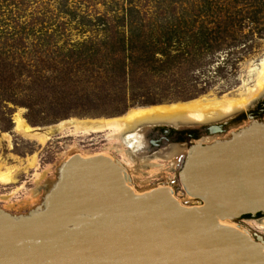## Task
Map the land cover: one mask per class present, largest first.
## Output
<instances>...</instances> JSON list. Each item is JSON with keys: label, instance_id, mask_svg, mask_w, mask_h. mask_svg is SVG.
I'll return each mask as SVG.
<instances>
[{"label": "rangeland", "instance_id": "rangeland-1", "mask_svg": "<svg viewBox=\"0 0 264 264\" xmlns=\"http://www.w3.org/2000/svg\"><path fill=\"white\" fill-rule=\"evenodd\" d=\"M201 1L0 0V173L13 179L8 183L0 181L1 209L11 214H25L39 204L55 180L57 167L73 154L85 157L108 154L120 160L129 169L131 187L136 193L150 190L147 185L155 183V187L165 185L172 189L180 203L190 200L180 185L171 187L168 184L176 173L175 164L169 159L155 155L152 166L139 168L130 159L132 154H128L126 146L120 141L105 139L103 133L76 137L57 132L55 137L40 146L15 131L14 118L20 116L31 128L45 131L69 119L115 117L70 115L55 119L56 110H51L48 103L51 92L58 89L52 87V79L63 73V65L71 64L82 43L100 45L113 35L112 31L125 32L131 22L143 27V31L157 33L161 27L178 25L172 15L188 17L194 10H201ZM204 1L207 6L211 5L212 13L206 17L203 13V18L195 24L189 21L180 24L184 33L186 27H193L188 28V38H174L169 47L172 53H183L185 62L177 63L175 68L183 83L168 84L161 80L154 85L159 89L178 87L189 91L203 88L204 91L191 100L203 96H236L243 89V82L255 77L259 60L264 56V0ZM130 10L135 12L129 15ZM199 26L205 28L207 36L201 39L199 46L192 48L189 35ZM185 42L188 43L185 45ZM252 81L245 85H252ZM177 102L182 101L163 104ZM263 103L264 98H261L234 115L221 117L229 120L228 125L222 135L207 138L209 142L224 138L244 126L249 122L247 115L259 112ZM29 104L35 107L31 111L26 107ZM256 119H264V113L261 112ZM169 147L186 152V146L171 144ZM32 156L37 159L35 167L28 165ZM134 157L131 156L138 160ZM161 171L165 183L155 176ZM192 204L195 203L189 202L188 205ZM261 223H264V216H245L238 222L249 234L254 232L264 237V226L259 227Z\"/></svg>", "mask_w": 264, "mask_h": 264}, {"label": "water", "instance_id": "water-1", "mask_svg": "<svg viewBox=\"0 0 264 264\" xmlns=\"http://www.w3.org/2000/svg\"><path fill=\"white\" fill-rule=\"evenodd\" d=\"M248 118L186 147L177 167L186 203L168 187L135 193L111 155H71L39 204L0 208V264H264V237L236 226L264 216V119Z\"/></svg>", "mask_w": 264, "mask_h": 264}, {"label": "trees", "instance_id": "trees-1", "mask_svg": "<svg viewBox=\"0 0 264 264\" xmlns=\"http://www.w3.org/2000/svg\"><path fill=\"white\" fill-rule=\"evenodd\" d=\"M211 5L201 1L200 9L185 16L172 15L178 25L161 27L157 30L143 31L132 22L127 30L112 32L113 35L100 45L82 43L71 64L62 66L63 73L52 79L48 103L56 110L55 119L70 115L121 116L132 106H153L164 102L191 100L203 92L183 88H156L154 84L166 80L168 84L181 82L175 72L176 64L185 62L183 53L169 50L172 39L180 36L188 38V28L184 33L180 24H192L212 13ZM213 7V6H212ZM135 12L130 10L132 15ZM207 36L203 26L197 27L189 37L197 47ZM191 42V43H192ZM188 42H185V45ZM29 111L34 104L26 105Z\"/></svg>", "mask_w": 264, "mask_h": 264}, {"label": "bare ground", "instance_id": "bare-ground-1", "mask_svg": "<svg viewBox=\"0 0 264 264\" xmlns=\"http://www.w3.org/2000/svg\"><path fill=\"white\" fill-rule=\"evenodd\" d=\"M249 80H253L252 85L246 86L245 84H248ZM249 80L243 82V89L236 96L223 95L219 98L203 96L185 102L132 108L124 113V115H121V117L62 121L57 126L50 127L45 131H38L37 129L31 128L20 116H16L14 118V129L22 137L35 141L40 146H43L55 137L57 132L59 135L76 137L103 133L105 134V139H114L122 143L121 138L124 132L131 130L134 126L141 123L169 122L177 126L179 124L217 122L222 120L221 117L234 115L246 109L258 99L264 98V56L259 60V68L257 69L255 77L253 79L250 77ZM180 152H182L180 148L172 147L169 155L174 158ZM28 165L35 167L37 165V159L32 156ZM125 171L129 174L126 168ZM11 177L8 174L4 175L0 173V181L2 182L8 183L12 181L13 179ZM129 181L131 187V177ZM131 189L133 190L132 187ZM226 223L236 225L231 222ZM236 226L241 227L240 225ZM262 226H264V223L259 225L261 228ZM241 228L249 234L245 228Z\"/></svg>", "mask_w": 264, "mask_h": 264}, {"label": "flooded vegetation", "instance_id": "flooded-vegetation-1", "mask_svg": "<svg viewBox=\"0 0 264 264\" xmlns=\"http://www.w3.org/2000/svg\"><path fill=\"white\" fill-rule=\"evenodd\" d=\"M258 111L259 112L257 113H249V115L247 116H251L256 119L261 112L264 113V103L261 104V107ZM228 122L229 120L223 119L220 122H209L202 124H179L177 126L169 122H145L134 126L131 130H128L127 132H124V135L122 136L121 140L122 144L127 147L128 154H132L130 155V159L133 162L135 161L136 165L139 168H146L152 166L154 163H151V160L155 155H157V158H159L160 156L163 157L165 160L169 159L171 163L175 164V168L173 167V169L176 170L175 178L169 179L168 184L171 187H177L180 185L177 168L178 162L185 152H180L176 157L171 159L169 153L172 147L169 146L173 144L180 147H188L191 144H194L193 142L199 140V138H201V141H203H199V143L205 144L209 142V139L207 138L215 134L222 135L228 125ZM131 156H136L138 160H133ZM118 161L124 166V164L120 160ZM125 168L129 172V169L127 167ZM163 174L164 173L161 171L157 175H155L161 183H165L164 179H166L165 175ZM148 182L149 180L144 181L143 183L146 184ZM155 186V183H151L147 185V188H152ZM162 187L166 186L163 185ZM192 201L194 203L196 202V200Z\"/></svg>", "mask_w": 264, "mask_h": 264}]
</instances>
